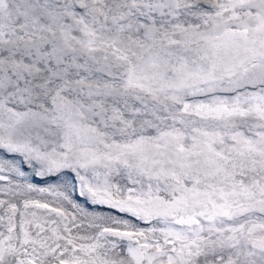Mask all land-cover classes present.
<instances>
[{
	"label": "snow or ice",
	"instance_id": "snow-or-ice-1",
	"mask_svg": "<svg viewBox=\"0 0 264 264\" xmlns=\"http://www.w3.org/2000/svg\"><path fill=\"white\" fill-rule=\"evenodd\" d=\"M0 264H264V0H0Z\"/></svg>",
	"mask_w": 264,
	"mask_h": 264
}]
</instances>
